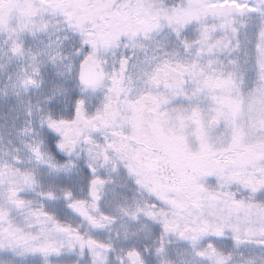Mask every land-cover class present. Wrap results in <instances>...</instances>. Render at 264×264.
I'll return each mask as SVG.
<instances>
[{
	"label": "snow or ice",
	"instance_id": "obj_1",
	"mask_svg": "<svg viewBox=\"0 0 264 264\" xmlns=\"http://www.w3.org/2000/svg\"><path fill=\"white\" fill-rule=\"evenodd\" d=\"M0 264H264V0H0Z\"/></svg>",
	"mask_w": 264,
	"mask_h": 264
}]
</instances>
